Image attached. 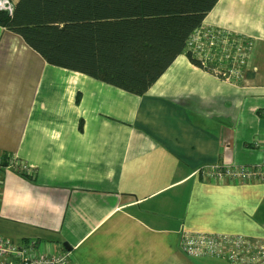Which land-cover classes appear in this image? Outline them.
<instances>
[{
    "label": "crops",
    "instance_id": "obj_1",
    "mask_svg": "<svg viewBox=\"0 0 264 264\" xmlns=\"http://www.w3.org/2000/svg\"><path fill=\"white\" fill-rule=\"evenodd\" d=\"M11 10L19 0H7ZM204 26L251 43L248 83L180 55L143 96L48 64L0 26V236L78 264L189 258L184 233L264 240V181L212 184L208 164L264 162V0H220Z\"/></svg>",
    "mask_w": 264,
    "mask_h": 264
},
{
    "label": "trees",
    "instance_id": "obj_2",
    "mask_svg": "<svg viewBox=\"0 0 264 264\" xmlns=\"http://www.w3.org/2000/svg\"><path fill=\"white\" fill-rule=\"evenodd\" d=\"M219 2L19 0L11 15L0 10V26L52 66L143 96L182 54L216 67L194 60L189 42Z\"/></svg>",
    "mask_w": 264,
    "mask_h": 264
},
{
    "label": "built area",
    "instance_id": "obj_3",
    "mask_svg": "<svg viewBox=\"0 0 264 264\" xmlns=\"http://www.w3.org/2000/svg\"><path fill=\"white\" fill-rule=\"evenodd\" d=\"M0 10L12 14L8 1H0ZM251 43L221 28L203 26L191 36L189 49L193 59L207 68L216 61L211 73L222 79L236 78L248 83L247 64ZM29 166L18 156L0 153V182L5 171L29 174ZM196 174L212 184L264 181V162L254 166L215 163L199 168ZM183 252L189 258H217L231 264H264V240L245 235L184 233ZM0 264H78L69 251L49 254L37 243L16 244L0 236Z\"/></svg>",
    "mask_w": 264,
    "mask_h": 264
},
{
    "label": "water",
    "instance_id": "obj_4",
    "mask_svg": "<svg viewBox=\"0 0 264 264\" xmlns=\"http://www.w3.org/2000/svg\"><path fill=\"white\" fill-rule=\"evenodd\" d=\"M64 246H65V248H66L68 251H70V250H71V248L68 246V244H67V243H65V244H64Z\"/></svg>",
    "mask_w": 264,
    "mask_h": 264
},
{
    "label": "rangeland",
    "instance_id": "obj_5",
    "mask_svg": "<svg viewBox=\"0 0 264 264\" xmlns=\"http://www.w3.org/2000/svg\"><path fill=\"white\" fill-rule=\"evenodd\" d=\"M231 33V32H230ZM233 34V33H232ZM233 35H235V36H237V37H239V38H241V39H244L242 36H238V35H236V34H233ZM249 55H250V52H249ZM215 74V73H214Z\"/></svg>",
    "mask_w": 264,
    "mask_h": 264
}]
</instances>
